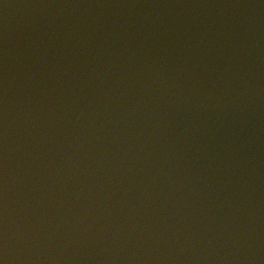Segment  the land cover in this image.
I'll return each mask as SVG.
<instances>
[{"label": "water", "instance_id": "obj_1", "mask_svg": "<svg viewBox=\"0 0 264 264\" xmlns=\"http://www.w3.org/2000/svg\"><path fill=\"white\" fill-rule=\"evenodd\" d=\"M3 264H264V0H0Z\"/></svg>", "mask_w": 264, "mask_h": 264}, {"label": "snow or ice", "instance_id": "obj_2", "mask_svg": "<svg viewBox=\"0 0 264 264\" xmlns=\"http://www.w3.org/2000/svg\"><path fill=\"white\" fill-rule=\"evenodd\" d=\"M0 264H3V261L2 260H0Z\"/></svg>", "mask_w": 264, "mask_h": 264}]
</instances>
